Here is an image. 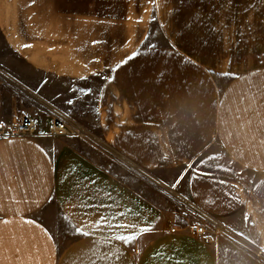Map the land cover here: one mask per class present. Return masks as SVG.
Instances as JSON below:
<instances>
[{
	"label": "crops",
	"instance_id": "obj_1",
	"mask_svg": "<svg viewBox=\"0 0 264 264\" xmlns=\"http://www.w3.org/2000/svg\"><path fill=\"white\" fill-rule=\"evenodd\" d=\"M0 37L25 66L0 78V127L36 125L0 134V264H219L186 227L210 220L264 251V0H0ZM49 113L89 138L51 136ZM88 143L165 171L156 189L197 219L173 221Z\"/></svg>",
	"mask_w": 264,
	"mask_h": 264
},
{
	"label": "rangeland",
	"instance_id": "obj_2",
	"mask_svg": "<svg viewBox=\"0 0 264 264\" xmlns=\"http://www.w3.org/2000/svg\"><path fill=\"white\" fill-rule=\"evenodd\" d=\"M24 73L25 66L7 48L0 37V78H19V76ZM17 91H20V89L17 88ZM20 93L24 96V92L20 91ZM25 99L24 96V102ZM84 146H86L85 149L87 148V151L92 157L96 158L110 171L121 177L127 184L139 188L147 194L160 195L165 202V207L173 209V221L176 223L186 225L188 221L189 223H193L195 219H197L199 212H197L188 201L180 199L175 200L173 198L174 201L171 203L169 198L164 197L162 192L156 189L158 186L153 183V181H162L163 178H167L168 175L165 171L145 169L141 166L126 163L122 159L119 160L105 150L97 151V149L90 144ZM50 227L59 246H62L75 236V231L73 229L61 223H59L58 226ZM210 239L211 243L219 247V264H264V259L256 257L253 251L247 249L243 243L234 239V237L225 230L220 232L219 235L211 234Z\"/></svg>",
	"mask_w": 264,
	"mask_h": 264
},
{
	"label": "built area",
	"instance_id": "obj_3",
	"mask_svg": "<svg viewBox=\"0 0 264 264\" xmlns=\"http://www.w3.org/2000/svg\"><path fill=\"white\" fill-rule=\"evenodd\" d=\"M49 119L46 121L45 126L47 132L54 137L58 136H75L82 139L89 138L88 130L79 125L74 123L73 121L66 119L59 114L52 113L48 114ZM36 129V125L34 120L29 117L28 115L21 114L15 116L11 120V124L6 127L5 131L2 127H0V134L5 135H32L34 134ZM188 229L198 235H202L206 241H211L210 235L211 234H220L222 232L223 226L218 221H203L201 223L191 224L187 226ZM254 255L258 258L264 259V251L261 249H254Z\"/></svg>",
	"mask_w": 264,
	"mask_h": 264
},
{
	"label": "snow or ice",
	"instance_id": "obj_4",
	"mask_svg": "<svg viewBox=\"0 0 264 264\" xmlns=\"http://www.w3.org/2000/svg\"><path fill=\"white\" fill-rule=\"evenodd\" d=\"M84 91H85V94H87L88 92H90V90H84ZM67 103L71 104V103H73V101L69 100V101H67ZM173 186H175V185H173Z\"/></svg>",
	"mask_w": 264,
	"mask_h": 264
}]
</instances>
